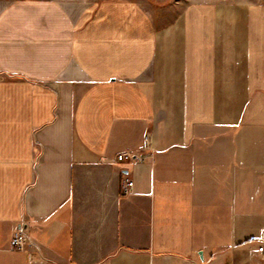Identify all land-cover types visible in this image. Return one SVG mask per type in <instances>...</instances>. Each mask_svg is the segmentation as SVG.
Segmentation results:
<instances>
[{
	"label": "crops",
	"instance_id": "1",
	"mask_svg": "<svg viewBox=\"0 0 264 264\" xmlns=\"http://www.w3.org/2000/svg\"><path fill=\"white\" fill-rule=\"evenodd\" d=\"M260 246L264 0H0V264Z\"/></svg>",
	"mask_w": 264,
	"mask_h": 264
},
{
	"label": "built area",
	"instance_id": "2",
	"mask_svg": "<svg viewBox=\"0 0 264 264\" xmlns=\"http://www.w3.org/2000/svg\"><path fill=\"white\" fill-rule=\"evenodd\" d=\"M134 157L131 155H125V156H120L118 157L117 161L118 162H123V161H133ZM134 186V181L131 177H126L124 186H123V194L124 196H128L132 194V189ZM29 239V236L26 232L23 230L17 231L14 236H13V245L16 250L18 251H23L25 250V245ZM259 253L263 255L264 257V246H260L258 249ZM29 260H32V257H29Z\"/></svg>",
	"mask_w": 264,
	"mask_h": 264
}]
</instances>
